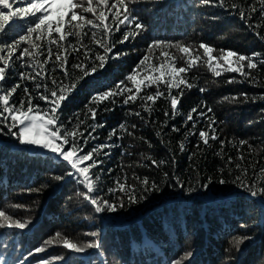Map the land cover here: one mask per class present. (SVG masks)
I'll return each mask as SVG.
<instances>
[{
	"label": "trees",
	"instance_id": "trees-1",
	"mask_svg": "<svg viewBox=\"0 0 264 264\" xmlns=\"http://www.w3.org/2000/svg\"><path fill=\"white\" fill-rule=\"evenodd\" d=\"M230 2L237 3L252 19L242 20L230 7L203 5L200 0H135L134 3L126 0L133 15L146 26L145 29L134 38L130 36L125 43L115 44L113 52L124 55L108 59L103 67H98L96 72L82 79L81 71L72 68V65L83 61L91 66V61L84 60L82 55L84 48L77 44L80 52L72 50L69 41L75 43L74 37H68L63 42L68 48L67 53L52 45L54 53L61 51L66 55L71 75L67 79L63 77L59 62L53 63V55L52 60L44 64L48 72L45 80L49 86V76L58 81L63 79L65 83L78 80L76 89L69 93L68 100L62 102V121L74 122L77 117L83 120L90 115L87 108L96 107V120H87L80 127L88 139L84 151L99 144L115 145L111 149H103L99 157L103 163L98 168L90 169V175L93 172L100 175L94 188H99L100 196L119 204L118 197L124 194H112L108 189L116 187L117 180L124 183L126 177L129 186L137 185L135 191L140 198L137 202H129L124 196V207H117L115 212L96 213L87 200L77 195L85 189L74 177L66 175L68 166L65 163L50 153L26 149L13 136L0 134V210L14 219L28 222L24 230L0 229V264H20L21 260L24 264H40L41 261H47V264H173L176 260H180L181 264H264V196H252L240 187L239 182H234L240 173L235 163H241L248 169L247 176L242 177L246 184L255 179L256 187L264 185V172H261L264 169V71H261L264 65L254 70L258 82L246 81L237 73L225 72L216 78L205 63L203 49H199V44L205 43L218 50L230 49L239 54L251 56L260 53L264 56V17L260 15L259 0ZM95 3L96 0H93V6ZM249 5H254L256 11L253 12ZM77 11L82 10L78 8ZM85 15L92 18L91 13ZM111 19L109 16V21ZM120 27L121 31L112 35L113 41L121 38L125 26ZM133 29L134 25L128 31ZM21 31L20 27H14L4 39L11 40ZM84 32L89 33L85 36L82 32L81 38L83 44L93 50L90 55L97 51L103 54V49L92 43L90 26H86ZM157 41L164 44L149 51ZM37 43L41 44V48L30 61L35 65L46 59L48 47L46 37ZM181 44L197 49L202 59L191 71L182 74L195 86L191 89L181 86L184 95L178 105L180 112L175 117L171 115L170 105L163 97L157 99L155 104L147 102L151 113L141 107L143 102L139 98L135 104L130 102L128 105L122 102L124 96L115 97L114 103L110 102V98L90 104L93 96L115 88L134 71L138 73L137 79L150 72L154 76L159 75L152 72L149 65L158 66L166 59L161 56L164 45ZM25 46L28 45H21ZM164 50L176 57L177 66L184 65L186 58L181 59L183 53L176 48ZM41 52L44 55H40ZM196 54L193 52V56ZM218 54L213 53L214 56ZM145 56L149 60L141 65L140 61ZM24 60L29 61V58L25 57ZM19 63L17 61L15 68L6 72V81L2 83L8 86L19 83L21 87L11 101L18 102L24 98L27 106L23 87L27 86L35 93L34 84L42 81L39 77L35 81L21 80L19 72L26 69L20 68ZM99 63L96 61L97 65ZM233 77L232 83L226 82ZM126 83L134 92L132 83ZM145 85L141 86V96L156 91V85L151 88ZM164 87L160 84L161 90ZM200 87L206 91H199ZM171 91L175 94L177 89ZM240 93H247L249 100L224 99ZM32 103L40 104L42 108L45 105L38 98ZM205 105L213 109L207 115L217 121L215 127L220 137L218 141L210 140L209 146L203 145L198 134L187 135L192 129V122L186 120V115L192 108L206 111ZM106 106L112 110H103ZM137 111L144 116L143 120L134 115ZM166 111L169 112L168 116L164 115ZM193 115L197 121L195 131L206 130L210 123L207 117ZM96 123L103 126L97 127L89 135L91 129L87 125ZM120 124H125L133 136L119 130ZM132 124L136 125L134 129ZM172 128L179 131L174 132ZM114 129L121 139L114 136L110 142L107 138ZM157 131L161 132L160 137L156 136ZM241 140L248 141V144L240 145ZM181 141L185 144L182 152L179 150ZM221 141L224 142L223 150ZM197 144H200V148L196 147ZM249 144L253 146L251 151ZM149 155L166 163L156 167L146 159ZM239 155L244 156V161L236 159ZM229 156L233 158L232 165L227 164ZM165 173L168 175L165 176ZM55 176H64L65 179L57 181ZM136 177H147L157 185L158 190L149 188L144 191ZM220 179H226L228 183L221 184ZM37 188L39 192L29 191ZM91 231L99 235L85 236L86 232ZM56 232H60L61 237H55ZM64 236L80 242L98 240L101 249L99 252L87 249L81 254H74L63 248ZM243 236L250 238L237 250L232 242L234 238ZM49 238L53 239L52 245L45 243ZM38 247H44L45 251L35 252ZM188 252L191 256L185 258ZM57 255H63L64 260H55Z\"/></svg>",
	"mask_w": 264,
	"mask_h": 264
},
{
	"label": "snow or ice",
	"instance_id": "snow-or-ice-1",
	"mask_svg": "<svg viewBox=\"0 0 264 264\" xmlns=\"http://www.w3.org/2000/svg\"><path fill=\"white\" fill-rule=\"evenodd\" d=\"M129 2L134 3L135 0H129ZM203 5L220 6L224 8H231L237 15L240 16L242 20H251L250 15L245 14L243 8L239 7L237 3H231L230 0H200ZM261 5V17H264V0H259ZM253 12L256 11L254 5H249ZM82 11L78 12L77 9ZM239 8L238 11H236ZM107 10V12L105 11ZM85 13H91L92 18H89ZM109 16L112 17L109 21ZM31 19H25V18ZM15 18V20H14ZM24 21L23 24L20 21ZM121 25L125 26L124 32L121 34V38L118 41H113L111 39L115 32L121 31ZM134 29L129 32L128 29ZM20 27L21 32L17 34L11 40H6L7 33L12 31L14 27ZM90 26V35L92 43L98 48L103 49V54L99 51L93 52L91 48L83 44L81 33L85 36L89 35L88 32H84V28ZM114 26V27H113ZM254 26V25H253ZM67 27V31L65 30ZM145 25L139 21V18L133 15L129 3L126 0H96L95 6H93V0H0V134L10 135L16 138L20 145L35 147L45 150L52 155H54L62 163L68 166L67 176L75 177L78 184L82 185L85 191L78 192L77 195L83 197L87 200L94 208L96 213L115 212L117 207H124V196L127 197L129 202H137L140 198L136 195L137 185L129 186L126 183L127 178L125 177V182L122 183L120 180L116 181V187L108 189L109 193H123V196L118 197L119 204L114 203L108 199H105L99 194V188H94V185L98 184L100 175L99 173L93 172L91 175L90 169L98 168L99 165L103 163L100 159V153L103 149H111L115 145L113 143H105L94 146L87 152L84 148L88 144V139L84 135L83 131H80L82 124L86 123L87 120L95 121L98 109L96 107L89 106L87 112L90 114L81 120L79 117L75 121H70L65 123L62 121L61 108L62 102L68 100L69 93H71L77 87L78 80H72L70 83H65L63 79L57 80L55 77L49 76L51 87L45 77L48 76V72L44 69V64L52 60L53 55L55 56V61L59 62V68L62 72L64 78L70 77V71L68 68V61L66 55L68 48L63 44L64 41L68 40V37H74L76 39L75 43L69 41L71 48L75 52H80V44L84 48L82 53L84 60L91 61V66L85 64L83 61L80 63H75L72 68L79 69L83 77H86L94 72H96L98 67H103L108 59L119 58L124 55V53H114L113 49L116 43H125L129 40V37H135L140 34L142 30L145 29ZM98 32L100 33L98 37ZM53 33L56 35L53 36ZM33 34H35V39H33ZM47 38V56L44 61L35 65L32 61L33 57L36 56L37 52L41 48V44L37 43L42 38ZM163 41L154 42L149 51L153 48L160 47L163 45ZM21 45H28L21 47ZM52 45H56L61 51L52 50ZM167 48H176L179 52L183 53L181 59H185L183 66H177L175 63L176 57L172 56L169 51L164 50ZM199 49H203V57H206L205 63L208 69L211 71L214 77L218 78L223 73H237L240 77H243L246 81L251 80L253 82H258V77L254 75V70L261 69V65H264V56L260 53H254L253 55L239 54L234 50L226 49H216L213 46H209L205 43L199 44ZM19 52V55L16 53ZM193 52H197L193 56ZM214 52H218V55H213ZM111 54V55H109ZM40 55H44L43 52ZM161 56L166 59L159 63L158 66H151L152 72L159 73V75H153L151 72L141 79H137V72H132L127 75L124 81H121L119 85L115 88L109 89L98 93L91 98L90 104H97L105 100H110L111 103L115 102V97L124 96L123 104L128 105L130 102L135 104L139 98L143 103L141 107L144 108L146 112L151 113L152 109L147 106V102L151 101L153 104L156 103L157 99L163 97L170 105L171 115L175 117L179 114L180 110L178 105L184 95V89L181 88L183 85L187 89H191L195 85L189 82L187 76H182L191 71V69L197 65V62L202 59V56L198 53L197 49L188 45H164L161 49ZM28 57L29 61H25L24 58ZM78 59V57H77ZM149 57L145 56L140 64L144 65L145 61H148ZM19 63V67L26 69L25 71L19 72L21 80L31 79L35 81L37 77L42 81L41 83H35V93L29 90L27 86L23 87V92L27 97V106H25L24 98H21L18 102L11 101L13 95L21 87L19 83L8 86L6 83V72L10 68H15L16 62ZM99 61V65L96 64ZM246 62V63H245ZM30 69L31 71H28ZM247 69V70H245ZM55 68L52 69L54 71ZM147 70V69H145ZM264 71V69H261ZM167 77V79H166ZM235 77L229 78L226 82L232 83ZM130 81L135 87H129L126 83ZM145 81L147 84L145 85ZM216 81L214 80L213 83ZM160 84H163L164 90H161ZM122 85V86H121ZM142 85L151 88L156 85V91L154 93H145L141 96L140 93L143 91ZM43 89V91H41ZM172 89H177L175 94L172 93ZM199 91H206L205 88L200 87ZM127 94V95H125ZM39 99L45 102L42 108L40 104H33L34 99ZM243 98L245 102L249 100L247 93H240L237 96L224 97L225 100L235 101ZM254 100V98H253ZM206 111H198L197 108H192L190 112L186 115V120L192 122V129L189 130L187 135H197L202 141L204 146H209L211 141L220 140L217 134V129L215 127L217 121L212 117L208 116V113L213 111L212 108L204 106ZM105 111L112 110L107 106L103 109ZM198 117H207L209 124L206 130H200L198 133L195 131L196 119L194 115ZM135 116L140 117L141 120L144 116L141 112L137 111L134 113ZM165 116L169 115V112H164ZM98 123L88 124L87 127L91 129L89 135L95 131L97 127H102ZM131 127L134 129L135 124ZM15 129V131L13 130ZM6 130V131H5ZM119 130L127 133L128 136H133V132L129 131L125 124L119 125ZM172 131L178 132V128H172ZM117 136V130L114 129L108 135V141H112L113 137ZM156 136L160 137L161 132L157 131ZM43 138V139H42ZM95 138V137H93ZM117 139L121 137L117 136ZM143 139V138H141ZM83 141V143H81ZM240 145L248 144V141L241 140ZM67 146V147H66ZM151 146V145H149ZM200 148V144L196 145ZM224 142L221 141V150H223ZM252 145L249 144V151L252 150ZM179 150L182 152L185 150V144L183 141L179 144ZM95 154V157H94ZM108 155L109 153H104ZM150 160L152 164L156 167H160L166 161H157L151 155L146 157ZM239 161H244V156L239 155L237 158ZM90 162V163H86ZM234 163L233 158L229 156L227 158V164L232 165ZM83 165V166H82ZM235 168L240 170V173L235 177L234 182H239L240 187L248 191L252 196L262 195L264 196V185L256 187L255 179L251 183H245L242 177L247 176L248 169L244 168L241 163H235ZM264 172V169H261ZM168 174L165 173V176ZM55 180L61 181L65 179L64 176H55ZM139 185L143 187L144 191L149 190V188L157 189L158 187L155 183H151L147 177L139 178ZM177 183H180L177 180ZM219 183L226 184L228 181L226 179H220ZM183 186V185H181ZM207 187V185H203ZM29 191H37L40 189H31ZM192 191V189H189ZM95 192V194H93ZM28 227V222H24L19 218H13L12 215L6 214L5 211L0 210V229L6 230H24ZM244 227V225H242ZM98 232L91 231L86 232L85 236L97 237ZM55 237H61L60 232L55 233ZM249 236H243L234 238L232 244L239 250L240 244L245 240L249 239ZM48 245L53 244V239L49 238L46 242ZM63 248L71 251L74 254H81L87 249H96L98 252L101 249V244L98 240L89 241H74L73 239L64 236L62 239ZM44 247H38L35 252H44ZM191 253H185V258L190 257ZM57 261H63V255H57L54 257ZM20 264H24L21 260ZM40 264H47V261H41ZM173 264H181L180 260H176Z\"/></svg>",
	"mask_w": 264,
	"mask_h": 264
},
{
	"label": "rangeland",
	"instance_id": "rangeland-1",
	"mask_svg": "<svg viewBox=\"0 0 264 264\" xmlns=\"http://www.w3.org/2000/svg\"><path fill=\"white\" fill-rule=\"evenodd\" d=\"M43 139V138H42ZM26 149L32 151V152H43V153H49L45 150L39 149V148H35V147H28V146H24ZM51 154V153H50ZM87 163V162H86ZM83 166V165H82ZM74 179L76 180V178L74 177Z\"/></svg>",
	"mask_w": 264,
	"mask_h": 264
}]
</instances>
